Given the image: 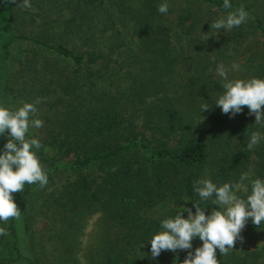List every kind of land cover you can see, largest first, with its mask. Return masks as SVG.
I'll use <instances>...</instances> for the list:
<instances>
[{
	"label": "trees",
	"instance_id": "obj_1",
	"mask_svg": "<svg viewBox=\"0 0 264 264\" xmlns=\"http://www.w3.org/2000/svg\"><path fill=\"white\" fill-rule=\"evenodd\" d=\"M182 1L219 17L226 14L223 0ZM161 2L79 0L77 7L84 13L95 16L94 10L105 11L100 32L123 22L137 41H95L89 28L77 31L87 37L85 41L18 34L14 31L18 0L0 2L7 29L1 38H10L0 41L3 57L17 40L25 39L36 48L31 58H37L41 48L45 60L41 90L56 93L47 104L45 112L51 116L43 130L31 128L33 137L45 133L37 155L41 163H48L44 167L48 181L59 171H76L39 206L32 201L38 184H25L24 191L17 192L19 219L0 225L7 230L0 236V264H57L37 257L32 247L31 222L38 207L55 229L61 225L56 237L63 246L61 264H183L187 254L180 251L151 258L147 242L160 230L161 221L152 216L153 210L168 202L192 208L191 203L199 202L193 183L201 177L221 185L238 181L244 172L252 179L264 178V142L253 151L246 148L251 132L264 128L253 124L255 117L248 115L246 106L230 118L213 105L223 92L215 75L217 63L226 67L239 63L240 70L229 73L231 79L264 78V0H231L232 10L243 6L250 17L224 33V40L231 41H219V35L214 41H198L184 31L189 16L177 11L184 5L181 0H168L169 11L176 9L174 27L183 28L173 32L167 16L157 11ZM196 24L189 20V28ZM174 36L186 41H174ZM2 59L1 54V68L6 65ZM10 82L9 77L0 85V104L12 109L7 98ZM204 103L211 108L201 113ZM6 139L0 137V149ZM52 157L62 165L54 167ZM200 205L206 214L215 207L210 202ZM95 213L99 238L80 255L79 236ZM262 254L264 246L253 254L252 263L244 256L229 257L224 264H260Z\"/></svg>",
	"mask_w": 264,
	"mask_h": 264
},
{
	"label": "clouds",
	"instance_id": "obj_2",
	"mask_svg": "<svg viewBox=\"0 0 264 264\" xmlns=\"http://www.w3.org/2000/svg\"><path fill=\"white\" fill-rule=\"evenodd\" d=\"M21 6L30 8V0H21ZM222 7L226 14L210 24L209 32L215 29L216 36L221 31L228 33L239 28L250 18L243 6L232 10L231 0H223ZM157 11L166 15L169 12L168 0H162ZM210 37L213 36H205L203 41ZM239 70L240 65L235 61L230 67L217 63L215 75L222 82L223 92L213 105L230 118L241 114L246 106L248 115L255 117L253 124L264 128V78L229 77L230 72ZM40 103L41 100L37 98L34 102H24L15 110L0 104V137H7L0 149V225L6 224L10 218L20 217L21 211L14 201L13 193L23 192L25 184H38L41 188L48 184L47 172L37 155L42 147L41 141L35 137L28 138L30 128L43 127V120L35 118ZM210 108L204 103L200 111L204 113ZM262 142L264 132L253 131L248 137L246 148L253 151ZM193 190L199 202L191 203L192 208L176 205L175 215L162 219L160 230L148 240L153 260L163 251H182L187 252L183 264H219L217 250L221 256H225L234 249L237 241L242 242L241 233L249 221L259 229H264L261 227L264 225V178L252 179L250 173L244 172L238 181L221 185L210 178L201 177L194 181ZM200 202H210L215 207L206 214V207H201ZM5 235L6 228L0 226V236ZM197 238L202 244L193 249L192 242Z\"/></svg>",
	"mask_w": 264,
	"mask_h": 264
},
{
	"label": "rangeland",
	"instance_id": "obj_3",
	"mask_svg": "<svg viewBox=\"0 0 264 264\" xmlns=\"http://www.w3.org/2000/svg\"><path fill=\"white\" fill-rule=\"evenodd\" d=\"M30 2L31 7L24 8L21 6V0H18V10L17 13H15L16 21L14 24V31L18 34L31 35L48 41H85L87 37L81 35V32H85L87 31V28H89L90 33H94L93 37L95 41H137L136 36H133L131 32H128L130 29H128L123 22L122 25L120 24L121 22H119L114 28H108L105 29V31L100 32L102 25L105 24L100 18L105 16V11L96 9L94 10L95 16L88 12L84 13L83 7H77L79 0H30ZM181 2L184 4V1L181 0ZM177 11H182L181 14L184 18L189 16L188 19L185 20L184 24L187 26L184 31L188 30L193 37L197 36L198 41H203L204 37L207 35H212L213 37H210L206 41H214L218 35L220 39L219 41H231V39L224 40L223 31L218 33L217 36L215 29L209 32L210 24L219 18V14L215 15L213 11L208 13L207 8H203L202 6H192L188 3L178 7ZM175 12L176 9L163 15L165 17L167 16V25L168 27H172L173 32H183V28L174 27ZM114 13H116V11ZM192 13L194 14L193 16H191ZM116 16L122 17L120 14H116ZM207 18L209 19L208 21ZM190 19H195L198 21V24L189 28ZM4 23L5 18L0 16V41H10L8 36L1 38L3 30L7 33ZM92 24H94V28H92ZM106 24L109 25V22H106ZM78 30L81 31L80 34L77 33ZM190 34L187 35V38ZM175 40L186 41V38L174 36V41ZM35 50L36 48H34L32 43L27 40H17L9 44L8 50L4 52L7 53L4 58L3 50L0 46V55L2 54L3 58L2 61L6 59V65L3 68L0 67V85H2V83L4 84L6 78L9 80L10 77L12 80V82H10L12 89L8 91L7 98L8 103L13 110L20 107L24 102H34L39 98L41 103L37 105L38 112L35 118H39L44 122L48 116H51L45 111L47 110V104L50 106L51 101L55 100L56 93L41 90L44 80L42 66L45 63V60L43 57H40L43 51L39 47L37 48L38 54L35 56L37 58H31V54H33ZM32 65H36V68H31ZM14 68H16V70ZM9 74L11 76H9ZM1 100L0 94V103ZM41 128L43 130V127ZM28 136L33 137L31 128ZM44 137L45 133L36 134L35 136V138L39 139L41 142H43ZM53 155L54 153H50V156ZM51 160H53L54 167L62 165V160L54 157H52ZM46 163L47 162L43 161L41 164L45 167ZM75 172H57L54 177H52V180L48 181V184L45 187L38 188L32 197V201L36 206H39L43 200L45 201L47 198L51 197L50 194L57 188H60L67 179H73L76 175ZM12 195L14 201H16L17 192ZM168 203L169 204L156 207L152 212V216L160 220L172 217L173 215H170L168 211L170 210L171 213L175 211L176 213L177 209L175 206H179L181 203L175 204L174 206H172L171 202ZM36 210L38 216L36 215L31 222V235L33 236L32 247H34V251L37 253L36 256H41V259L44 261H52L61 264L62 257L60 256V249L63 248V246L62 244L60 245L59 241L56 239L57 234L61 229V225H56L55 229V225L48 221L47 214H44V209L38 207ZM186 216L187 213H185V218ZM98 218L99 213L91 215L88 218L86 225L83 227L82 234L79 236L81 242L80 255L82 253L84 254L90 244L94 243L99 238ZM261 227L263 228L264 226ZM242 232H246V234L242 235L243 241H237L234 245V249L230 250L227 255L221 256L218 252L217 259L220 264H224V261L229 257L241 258L244 256L247 263H252L253 254L264 246L263 229L254 226L251 221H249ZM192 243L193 249L202 244L198 238L193 240ZM38 251H41V253H38ZM170 252L171 251H169V253ZM180 252L187 254V252ZM263 255L264 254L258 258L260 264H264ZM81 260L84 262L83 258H81Z\"/></svg>",
	"mask_w": 264,
	"mask_h": 264
}]
</instances>
